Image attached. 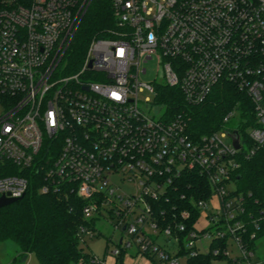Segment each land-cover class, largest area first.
Wrapping results in <instances>:
<instances>
[{
	"label": "built area",
	"instance_id": "obj_1",
	"mask_svg": "<svg viewBox=\"0 0 264 264\" xmlns=\"http://www.w3.org/2000/svg\"><path fill=\"white\" fill-rule=\"evenodd\" d=\"M95 1L104 0H0V196L23 197L30 185L24 174L35 171L42 193L76 194L86 219L104 217L122 228L128 238L112 250L116 258L135 244L139 253L178 264L209 239V251L229 264H264L256 252L262 220H254L247 239L244 198L228 186L239 155L264 146V0H107L117 28L94 38L82 66L67 74L63 55ZM151 60L160 75L147 81ZM222 81L254 105L247 151L242 122L227 126L237 110L220 129L194 138L183 115L157 117V101L140 99L165 83L198 104ZM15 167L24 174H6ZM194 171L214 192L194 201L201 214L191 228L190 210L169 218L160 203L171 205L178 180ZM127 183L134 191L122 188ZM95 230L83 226L81 237ZM184 232L190 253L179 255ZM161 234L175 254L157 243ZM230 245L237 256L229 255ZM93 262L105 263L97 255Z\"/></svg>",
	"mask_w": 264,
	"mask_h": 264
},
{
	"label": "trees",
	"instance_id": "obj_2",
	"mask_svg": "<svg viewBox=\"0 0 264 264\" xmlns=\"http://www.w3.org/2000/svg\"><path fill=\"white\" fill-rule=\"evenodd\" d=\"M114 28L117 25L110 2L95 1L63 55L65 72L70 74L77 71L82 66L91 41L96 37L109 36L108 31ZM156 101L164 108L166 119L183 115L188 122V131L194 138L220 129L224 116L238 105V109H242L240 131L246 143L244 150L253 147V142L248 139L247 129L256 125L254 105L246 93L239 91L230 82L218 83L211 94L198 104L189 103L179 87L161 83L157 85ZM238 160L240 166L232 177L235 187L233 194L244 198L246 212L242 217L249 222L247 239L256 231L254 220H262V228L256 231L257 237L261 238L264 237V146L250 157L239 155ZM26 172L24 174L15 167L6 173L26 175L30 185L23 198L10 205L0 206V242L12 240L19 246V252L13 257L11 264H24L29 254H35L41 264H97L93 262L95 254L81 246L87 241V237H81V228L86 226L96 229V219H86L84 215L85 201L73 193H42L40 188L43 178L40 173L31 170ZM176 184L170 192V201L176 203L177 207L172 209V203L160 204L166 208L165 214L169 218H174V214H177V219H180L181 209L190 210L192 216L188 223L192 228L201 214L194 201L209 200L214 189L208 179L196 171L186 173ZM185 234L187 233H181L179 255L190 253L185 248ZM252 244L250 242L251 246ZM118 245L121 243L118 242ZM214 245L215 242L211 244ZM125 252L126 249L122 248L116 264H123ZM146 256L155 261L156 255L146 253ZM217 258L210 250L189 256L187 264H211Z\"/></svg>",
	"mask_w": 264,
	"mask_h": 264
},
{
	"label": "rangeland",
	"instance_id": "obj_3",
	"mask_svg": "<svg viewBox=\"0 0 264 264\" xmlns=\"http://www.w3.org/2000/svg\"><path fill=\"white\" fill-rule=\"evenodd\" d=\"M148 72L142 75V79L151 81L156 76L160 75L158 72V66L156 60H151L147 65ZM150 99L151 103H154L156 100V96L154 93L146 90L140 93L141 101H145L146 98ZM3 109V106L0 105V110ZM237 110L239 114L236 115L231 121L227 123V126L230 128H235L237 126L238 120L243 122V118L241 116L242 109H238V105L233 108ZM232 109V110H233ZM155 114V116L159 117L164 114V108L155 106L153 110H151ZM250 127L247 129V133L249 132ZM226 142L230 141V137L224 138ZM131 183L123 184L122 188L129 191H134V186ZM230 189H234V184L231 183L228 185ZM96 236L95 237H87L86 243H82L81 246L85 248L86 251L92 250L94 253L97 254L98 257L105 259V264H114L111 262V258H114L116 261L115 255L112 254V250L118 247V242L122 237L125 239L128 238V235L122 231V228L118 229L115 228L110 221L106 220L104 217H100L96 219ZM160 244H164L163 246L166 247L172 254H175L177 251V247L171 242H168L163 234L159 235L157 238ZM210 240L205 239L198 242V246L202 252H207L210 249ZM108 249H106L107 245ZM137 247L134 244L133 246L128 248L129 252L135 253L137 252ZM19 246L12 240H7L4 242H0V264H11L12 258L18 253ZM256 252L259 258L264 259V237L259 238L256 241ZM238 250L235 245H230L229 247V255L231 257L237 256ZM138 256L146 258V256L142 253L138 252ZM155 263L156 264H169L168 262L161 260L159 256H155ZM24 264H41L39 258L35 254H29L26 259L24 260ZM154 264V263H151ZM178 264H187V257L181 256L179 257ZM211 264H229V259L227 257L224 258H217L212 261Z\"/></svg>",
	"mask_w": 264,
	"mask_h": 264
},
{
	"label": "crops",
	"instance_id": "obj_4",
	"mask_svg": "<svg viewBox=\"0 0 264 264\" xmlns=\"http://www.w3.org/2000/svg\"><path fill=\"white\" fill-rule=\"evenodd\" d=\"M158 240V239H157ZM159 243V242H158ZM160 244V243H159ZM109 245V244H108ZM107 245V247H108ZM162 245V244H161ZM164 245V244H163ZM106 247V248H107ZM19 252V251H18ZM90 252H92L93 254L97 255L96 253H94L92 250H90ZM18 254V253H17ZM16 254V255H17ZM146 256V255H145ZM13 259V258H12ZM117 260V259H116ZM105 261V259H104ZM12 262V261H11ZM111 262L116 264V261L114 258H111ZM151 263H155V261H153L151 258H149L148 256H146V258L138 256V250L135 253L129 252L128 249L126 250V252L124 253L123 256V264H151ZM105 264V263H104Z\"/></svg>",
	"mask_w": 264,
	"mask_h": 264
},
{
	"label": "water",
	"instance_id": "obj_5",
	"mask_svg": "<svg viewBox=\"0 0 264 264\" xmlns=\"http://www.w3.org/2000/svg\"><path fill=\"white\" fill-rule=\"evenodd\" d=\"M234 145L236 148H240V142H239L238 136L234 137ZM21 198L23 197H7L5 195H1L0 196V206L3 207V206L10 205L12 203L17 202Z\"/></svg>",
	"mask_w": 264,
	"mask_h": 264
}]
</instances>
